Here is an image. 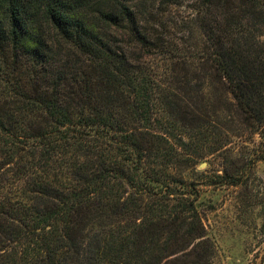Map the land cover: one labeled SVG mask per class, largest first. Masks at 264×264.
<instances>
[{
	"label": "trees",
	"instance_id": "trees-1",
	"mask_svg": "<svg viewBox=\"0 0 264 264\" xmlns=\"http://www.w3.org/2000/svg\"><path fill=\"white\" fill-rule=\"evenodd\" d=\"M184 1L0 0V264H175L189 254L173 245L206 242L196 183L170 172L193 134H173L155 90L192 63L153 72L141 19ZM201 3V77L263 136L264 0ZM214 116L205 104L199 158L231 144Z\"/></svg>",
	"mask_w": 264,
	"mask_h": 264
},
{
	"label": "rangeland",
	"instance_id": "rangeland-1",
	"mask_svg": "<svg viewBox=\"0 0 264 264\" xmlns=\"http://www.w3.org/2000/svg\"><path fill=\"white\" fill-rule=\"evenodd\" d=\"M201 6V0H185L179 6L162 4L151 16L141 18L159 39V48L153 51L156 55L148 57L153 60V64H148L153 72L170 69L171 61L177 58L192 63L175 67L177 75L186 76L189 82L169 84L171 80H168L166 84L159 82L160 86L155 88L162 112L178 128L173 134L184 135L186 141L188 134H193L186 147L187 161L182 162L180 171L170 169V172L196 183L199 195L196 206L205 226V243L191 239L173 245V248H185L189 255L170 260L175 264H194L199 253L208 254L203 264H264V160L250 163L264 151V134L243 131L241 120L234 113L236 103L225 85L201 77L198 63L204 39ZM205 104L212 116L216 113L214 120L235 131L228 149L199 158L203 156L204 145L199 117ZM228 116L233 121L226 119ZM191 125V132H186ZM181 189L185 191L188 187ZM154 244L156 248L167 245L163 241Z\"/></svg>",
	"mask_w": 264,
	"mask_h": 264
}]
</instances>
